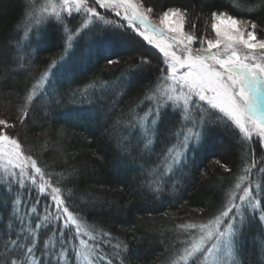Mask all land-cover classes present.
Wrapping results in <instances>:
<instances>
[{
    "label": "trees",
    "instance_id": "trees-1",
    "mask_svg": "<svg viewBox=\"0 0 264 264\" xmlns=\"http://www.w3.org/2000/svg\"><path fill=\"white\" fill-rule=\"evenodd\" d=\"M33 2L0 0V119L15 126L6 131L38 160L46 178L61 189L69 210L93 230L92 243L99 245L93 254L96 264L109 260L111 264H172L175 253L196 235L178 225L206 223L218 214L226 194L251 162V149H256L257 160L264 159V152L258 144L245 142L231 122L212 117L199 143L188 150L181 175L165 178L157 190L150 173L164 172L160 164L168 148L178 142L181 116L171 107L162 114L147 151L140 130L127 122L148 111L151 102L145 97L160 83L165 67L162 55L127 28L110 25L93 46L80 39L69 48L65 27L75 31L82 17L64 16L63 23L52 20L24 28ZM145 3L154 6L157 15L167 8L186 9L188 30L195 22L198 35L205 34L211 12L223 11L256 23L258 36L264 38V0ZM109 59L114 63L109 64ZM54 61L57 66L50 69ZM33 91L32 101L27 102ZM25 108L27 117L21 123ZM254 171V178L264 184V174L259 168ZM17 200L22 201L21 214L34 206L44 214L46 204L54 210L48 192L41 194L38 185L30 182L24 188L8 183L0 170V264L23 259L22 252L6 251L8 237L15 238L20 229L13 215ZM35 223L33 213V227ZM50 236V228L41 230V249ZM237 239L238 262L261 264L264 221L260 212H246ZM70 259L77 264L74 255Z\"/></svg>",
    "mask_w": 264,
    "mask_h": 264
},
{
    "label": "snow or ice",
    "instance_id": "snow-or-ice-1",
    "mask_svg": "<svg viewBox=\"0 0 264 264\" xmlns=\"http://www.w3.org/2000/svg\"><path fill=\"white\" fill-rule=\"evenodd\" d=\"M97 6L104 11H98ZM64 13L82 15L80 27L75 31L65 27L69 48L74 38L91 24L103 22L120 29L125 27L122 22L126 21L127 28L137 32L163 55L165 67L161 69L160 83L145 97L151 102L148 111L129 122L133 129L140 130L141 142L147 151L152 147L162 114L171 107L181 116L182 127L176 133L178 142L164 154V172L150 173L157 190L165 178H170L169 174L185 162L188 150L199 143L212 117L231 122L245 142L258 144L264 152V38L258 36L256 23L213 11L206 20L205 34L198 35L195 22L191 30H186V9L167 8L157 16L154 6L146 5L145 0H59L50 8L41 9L32 20L37 26L50 17L63 23ZM109 13L120 19H109ZM209 25L210 32L207 31ZM57 63L54 61L49 68L55 69ZM108 63L114 61L109 59ZM46 77L47 73L42 80ZM34 94L35 91L28 95L27 102L32 101ZM26 117L27 108L21 123ZM0 126H4L0 129V170L7 182L20 188L29 182L38 185L41 194L48 192L54 206L52 210L46 204L44 214H39L35 206L21 214L22 201H14L13 215L20 221V229L15 238L8 237L6 251L9 254L22 252L23 259L12 258L10 264H71L73 255L78 264L81 259L86 264H94L90 257L99 245H90L84 239L87 236L94 240L93 230L69 210L61 189L46 178L38 160L25 152L18 138L4 130L15 126L4 119H0ZM251 152V162L242 169L243 175L226 194L218 214L206 223L178 225L181 231L196 235H191L185 247L175 253L172 264H229L230 261L235 264L234 239L246 212L253 215L260 212V219L264 221V184L254 178L257 168L264 174V168H260L264 159L255 158V148ZM225 171L230 169L225 166ZM39 203L38 197L36 205ZM33 213L36 214L35 227L32 226ZM49 228L52 236L44 241L41 249L39 233Z\"/></svg>",
    "mask_w": 264,
    "mask_h": 264
},
{
    "label": "rangeland",
    "instance_id": "rangeland-1",
    "mask_svg": "<svg viewBox=\"0 0 264 264\" xmlns=\"http://www.w3.org/2000/svg\"><path fill=\"white\" fill-rule=\"evenodd\" d=\"M52 3H56V4H58V3H59V0H34V2H33V4H34V5H33V9H32V11H30V12L28 13L27 19H26V21H25V23H24V28H29V26H31L32 24L35 25L34 21L32 20V16H33V15H38V14L40 13L41 9H43V8H45V7H49V8H50ZM97 8H98V11H99V9H100L99 6H97ZM100 10H102V12L104 11L103 9H100ZM76 15H80V14L73 13L72 16H68L67 13H64V16H67V17H73V16H76ZM108 15L114 17V15L111 14V13H109ZM157 16H158V15H157ZM80 17H82V15H80ZM114 18H116L115 20H119V19H120L119 17H114ZM52 20L56 21L54 17H50L46 22H49V21H52ZM46 22H44V23H46ZM123 22H124V26H125V28H127V22H126V21H123ZM42 24H43V23H42ZM38 26H40V25H38ZM79 27H80V25H79ZM77 28H78V27H77ZM108 29H109V26L106 25V24H104L103 22H97V23L91 24V25H89V27H88L87 29H83V30L80 32V34L77 35V36L74 38L73 43L76 44L80 39H85V40H87V41H90V45L93 46V41H96V40L99 41L100 38H101V37H100L101 34H102L104 31L108 30ZM127 29L130 30L132 34H134L135 36H137L138 38H140L142 41H144L148 46L152 47L153 49H155V50H157V51L159 52L158 49H156L153 45H149V44L147 43V41H145L141 36H139L138 33L135 32L133 29H131V28H127ZM186 30H188V24L186 25ZM87 33H89L90 36H86ZM213 35H214V34H213ZM94 43H96V42H94ZM97 43L99 44V42H97ZM159 53H160V52H159ZM160 54H161V53H160ZM161 55H162V54H161ZM162 57H163V55H162ZM163 59H164V58H163ZM41 83H42V82H41ZM42 84H43V83H42ZM40 87H41V85L37 86V89H39ZM262 106H264V105H262ZM131 121H133V118L131 119ZM127 123L129 124V122H127ZM128 124H127L126 127H128ZM129 125H130V124H129ZM3 127H4V126H0V129H3ZM237 129H238V128H237ZM4 130L6 131V129H4ZM238 131H239V129H238ZM241 135H242V134H241ZM242 136H243V135H242ZM160 166H161V169H162V167H165V161H164V159H163L162 163L160 164ZM182 171H183V167H182V165H180V166L176 167L175 170H173V172L170 173L169 175H170V177H178V176L181 175ZM154 174H155V175H160V174H162V173H160V169H157L156 171H154ZM150 177L153 178V175H150ZM37 179H38V178H37ZM49 192H50V190H49ZM248 212H249V213H252V212H250V211H248ZM244 220H245V219H244ZM243 224H244V223H243ZM240 228H241V227H240ZM73 231H74V229H73ZM93 235H94V232H93ZM84 239H85V240H88V243H89L90 245H93V243H92V239H89L87 236H85ZM238 243H239V241H238V239H237V235H236V237H235V239H234V247H233V259H234V261H235V264H240V263L238 262V260L236 259V256H235V250H236V248H237V244H238ZM77 244H78V241H77ZM260 253H261V257H260L259 261H260L261 264H264V243H263V245H261V247H260ZM90 260H92V261L94 262V264H96V261H94V256H93V255L90 257ZM76 263L78 264L77 260H76ZM79 264H86V262H84V261L81 259V261L79 262ZM229 264H231V261L229 262Z\"/></svg>",
    "mask_w": 264,
    "mask_h": 264
}]
</instances>
